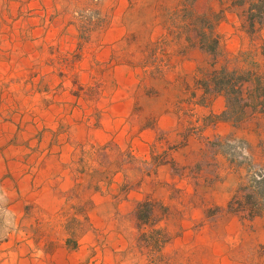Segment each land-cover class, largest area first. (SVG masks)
Masks as SVG:
<instances>
[{"label": "rangeland", "instance_id": "1", "mask_svg": "<svg viewBox=\"0 0 264 264\" xmlns=\"http://www.w3.org/2000/svg\"><path fill=\"white\" fill-rule=\"evenodd\" d=\"M234 1L0 0V120L20 129L56 115L65 132L72 115L78 134L87 126L77 164L88 174L78 177L109 200L95 206L110 219L99 241L127 264H264V213L228 209L264 173V106L249 98L241 121L228 120L224 94L198 84L214 66L197 13L240 12L243 46L264 70V25L251 34ZM252 63L220 51L216 68L248 75ZM53 100L58 114L40 108ZM10 225L0 207V242Z\"/></svg>", "mask_w": 264, "mask_h": 264}, {"label": "crops", "instance_id": "2", "mask_svg": "<svg viewBox=\"0 0 264 264\" xmlns=\"http://www.w3.org/2000/svg\"><path fill=\"white\" fill-rule=\"evenodd\" d=\"M239 17V12L229 9L217 26L225 37V41L221 38V54L237 57L246 51L252 62L261 63L243 46ZM118 71L131 83L137 81L136 67L122 66ZM40 108L49 113L53 110L55 115L62 104L53 100L43 102ZM123 114L118 113L117 118ZM70 118L72 115L65 132L56 115L52 120H31L20 129L13 121L0 120V180L9 197L0 207L11 220L1 236L0 254L4 257L0 264H127L110 255L109 248L99 241L110 219L107 207L99 213L95 206L103 207L109 200L101 195L95 201L93 186L78 177L87 175L88 167L77 164L83 157L77 143L87 144L90 137L86 125L78 134L82 125ZM83 194L85 197L79 198Z\"/></svg>", "mask_w": 264, "mask_h": 264}, {"label": "trees", "instance_id": "3", "mask_svg": "<svg viewBox=\"0 0 264 264\" xmlns=\"http://www.w3.org/2000/svg\"><path fill=\"white\" fill-rule=\"evenodd\" d=\"M185 1L187 2L188 0ZM235 2L243 7L242 9L247 13L246 18L250 33L255 34L259 27L264 25V0H235ZM189 8L193 11V1ZM227 10L223 8L215 17L207 16L204 13L194 14L203 23L204 27H207L205 29H210L209 32H199V35L204 40L210 38L212 46H206L205 42H201L200 47L212 53L214 66L206 80H198V84L199 87L204 89L205 93L210 95H212V90L216 93L224 94L227 101V110L224 114L226 119L234 120L236 118L235 120L239 122L248 112L247 108L250 107L251 103L248 101L249 98L264 106V70L261 67V63H253L254 67L245 70L249 72L248 75L228 66L216 68V62L221 50V36L217 31V26L225 17ZM189 24L196 25L193 22H189ZM250 82L251 85H247ZM214 91L213 93L215 94ZM262 113H264V110H262ZM228 209L239 214H247L250 217L263 214L264 173L259 175L258 178H254L251 184L241 187L230 200Z\"/></svg>", "mask_w": 264, "mask_h": 264}]
</instances>
